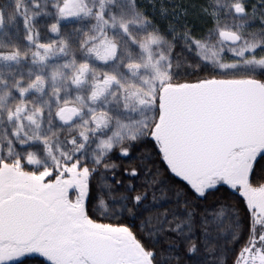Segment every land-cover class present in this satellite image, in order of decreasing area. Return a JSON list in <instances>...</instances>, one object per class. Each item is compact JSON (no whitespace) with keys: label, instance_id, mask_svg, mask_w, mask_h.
<instances>
[{"label":"snow or ice","instance_id":"6c2138e0","mask_svg":"<svg viewBox=\"0 0 264 264\" xmlns=\"http://www.w3.org/2000/svg\"><path fill=\"white\" fill-rule=\"evenodd\" d=\"M0 264H264V0H0Z\"/></svg>","mask_w":264,"mask_h":264}]
</instances>
